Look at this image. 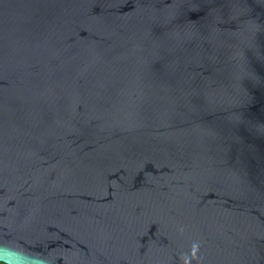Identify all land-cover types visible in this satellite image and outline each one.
<instances>
[{"label": "water", "instance_id": "water-1", "mask_svg": "<svg viewBox=\"0 0 264 264\" xmlns=\"http://www.w3.org/2000/svg\"><path fill=\"white\" fill-rule=\"evenodd\" d=\"M0 262L264 264V0H0Z\"/></svg>", "mask_w": 264, "mask_h": 264}, {"label": "trees", "instance_id": "trees-1", "mask_svg": "<svg viewBox=\"0 0 264 264\" xmlns=\"http://www.w3.org/2000/svg\"><path fill=\"white\" fill-rule=\"evenodd\" d=\"M0 264H4V263L0 262Z\"/></svg>", "mask_w": 264, "mask_h": 264}]
</instances>
